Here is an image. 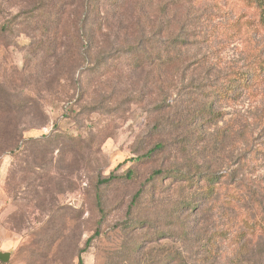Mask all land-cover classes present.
<instances>
[{
    "label": "rangeland",
    "instance_id": "obj_1",
    "mask_svg": "<svg viewBox=\"0 0 264 264\" xmlns=\"http://www.w3.org/2000/svg\"><path fill=\"white\" fill-rule=\"evenodd\" d=\"M108 1L102 0L101 11L114 12ZM37 3L0 0V100L12 102L30 93L44 109L40 119L27 114L28 109L13 118L5 114L0 118V251L11 252L10 259L0 264H78L80 256L84 264H127L130 242L147 236L148 230L150 234L172 224L166 211L172 209V194L161 181L155 190L147 180L160 166L174 164V153L145 162L133 160L156 139L153 127L159 99L156 86L146 85V72L132 71L122 50L141 35L151 36L150 28L138 24L131 1L115 13L110 27L97 32L100 44L87 47V55L80 58L81 47L75 40L80 12H76L75 2L60 28L64 39L41 62L46 51L39 49L36 57L31 51L40 34L36 18H31ZM161 5L162 0H155L153 9L160 12ZM177 5L172 12H177L179 26L184 23L186 27L197 21V12L215 9L208 2H202L200 8L188 2ZM234 12H242L241 7L237 5ZM85 18L83 23L78 21L79 27L96 28L97 19ZM9 23L11 27L4 29ZM257 39L264 45V34ZM189 44L185 63L205 56L228 67L244 62L241 41L231 43L220 54L200 42ZM200 78L199 71L192 74L190 70L181 90L189 89L191 79ZM222 108L226 120L233 118L237 131L213 160L233 174L235 186L248 182L258 195L264 194V85ZM166 130L171 137L170 128ZM13 133L25 140L11 153L5 148L13 143ZM129 168L136 172L132 180L124 177ZM111 172L120 179L101 185V211L97 177ZM144 184L146 189L134 204V195ZM262 216L254 205L252 218L262 221ZM135 220L144 223L129 228ZM261 237L256 233L250 239L246 254L235 256L228 248L220 264H264ZM172 238L165 234L144 242L169 247Z\"/></svg>",
    "mask_w": 264,
    "mask_h": 264
},
{
    "label": "trees",
    "instance_id": "obj_2",
    "mask_svg": "<svg viewBox=\"0 0 264 264\" xmlns=\"http://www.w3.org/2000/svg\"><path fill=\"white\" fill-rule=\"evenodd\" d=\"M131 1L138 24L149 26L151 36L137 37L122 51L128 56L132 71L146 72V85L153 83L156 86L159 99L156 106L158 119L153 127L156 139L133 160L145 162L174 153L175 163L155 169L147 180L152 182L153 189L161 181L172 194V209L166 210L172 224L152 230L150 234L148 230L147 236L130 242L127 264H220L228 248L235 256L246 254L250 239L256 233L264 236V198H261L264 194L258 195L248 182H242L241 187L235 186L233 174L218 167L213 159H218L217 155L224 151L237 131L233 118L226 120L223 105L235 104L244 92L254 94L264 85V45L257 39L264 34V0H162L164 5L157 8L160 12L153 9L155 0H110L107 3L114 12L101 11L102 0H38L31 10L34 12L31 18H36L40 31L38 40L32 45V48L36 47L35 52L31 48L32 54L36 57V51L44 49L46 52L39 59L46 62L55 53L64 39L60 28L66 13L77 2L76 12L80 14H77L75 40L81 47L80 58L84 57L87 47L100 44L97 32L110 27L115 13L124 10ZM184 2L198 8L202 2H208L215 9L214 12L208 9L197 12L198 19L190 27L184 23L179 26L177 12L172 11L174 5ZM237 5L242 12H234ZM228 7L231 8L229 12ZM86 16L97 19L96 28L78 26V21L85 22ZM11 25L9 23L4 29ZM194 41L206 44L218 54L231 43L241 41L244 62L228 67L205 56L193 63H185V55L191 49L189 43ZM190 70L192 74L199 71L201 78L191 79L189 89L182 91L181 83ZM27 109L30 110L27 114L34 119H40L44 114L42 105L30 93L12 102L0 100V118L2 114L13 118ZM8 117L5 118L7 122ZM167 127L173 133L171 137L166 136ZM23 137L13 133V143L7 144L6 151L12 153L18 149L25 140ZM135 174V169L129 168L124 177L132 180ZM97 179L98 206L103 211L100 187L118 181L120 176L111 172ZM144 186L134 195V204L143 195ZM256 204L263 214L262 221L252 218ZM138 223L144 222L135 220L128 227ZM148 224L147 228H151ZM165 234L173 237L169 247L147 246L144 242L148 238L159 240ZM90 242L91 238L87 245ZM78 264H84L82 256Z\"/></svg>",
    "mask_w": 264,
    "mask_h": 264
},
{
    "label": "water",
    "instance_id": "obj_3",
    "mask_svg": "<svg viewBox=\"0 0 264 264\" xmlns=\"http://www.w3.org/2000/svg\"><path fill=\"white\" fill-rule=\"evenodd\" d=\"M11 252L0 251V261L7 262L10 259Z\"/></svg>",
    "mask_w": 264,
    "mask_h": 264
}]
</instances>
